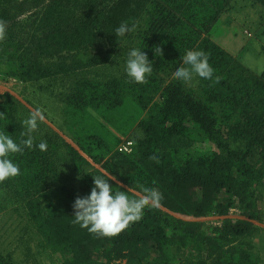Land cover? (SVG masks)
<instances>
[{
  "label": "trees",
  "instance_id": "trees-1",
  "mask_svg": "<svg viewBox=\"0 0 264 264\" xmlns=\"http://www.w3.org/2000/svg\"><path fill=\"white\" fill-rule=\"evenodd\" d=\"M235 1L51 0L33 21L37 34L22 57L6 59L15 67L11 76L22 81L72 80L65 115L78 147L41 122L35 142L47 141V150L17 154L21 174L0 183V210L25 218L44 250L60 257L55 264H260L249 239L259 230L252 221L264 210V70L252 72L210 37ZM249 2L261 9L264 24V0ZM12 5L0 0V21ZM122 22L134 30L116 37ZM134 47L153 60L144 83L130 80L124 69L105 80L83 75ZM189 49L204 50L215 70L212 80L198 77L193 90L172 75ZM0 112V129L17 141L26 138L21 114L32 111L0 94ZM99 117L132 137L130 152L117 148L120 137ZM197 142L215 149L197 150ZM91 174L132 197L142 194L139 185L154 187L163 199L118 235L91 233L73 217L76 197L93 187ZM232 208L243 219L221 227L192 220ZM0 264H14L12 256L0 253Z\"/></svg>",
  "mask_w": 264,
  "mask_h": 264
},
{
  "label": "rangeland",
  "instance_id": "rangeland-1",
  "mask_svg": "<svg viewBox=\"0 0 264 264\" xmlns=\"http://www.w3.org/2000/svg\"><path fill=\"white\" fill-rule=\"evenodd\" d=\"M50 2L51 0H14V6H10L9 18L6 22L3 21L6 34L10 36L6 35L5 39L0 41V94L13 95L32 112L37 108L41 109L44 115L43 125L52 129L65 141L78 147L74 133L68 129L65 115L67 106L65 98L70 92L72 80L69 77L64 79L58 77L39 82L22 81L11 76L10 71L15 67L6 62L9 57H22V51L30 44L33 34H37L33 21L42 16ZM260 10L259 7L252 6L249 0H236L232 3V9L226 11L210 31L213 41L233 56L238 57L246 68L255 73L264 70V24L259 21ZM5 43H8V47H5ZM125 43L132 46L130 41ZM20 47L22 48L19 50ZM131 49L128 48L123 52L120 50L111 63L86 70L83 75L101 80L118 75L124 69V60L127 59V54ZM184 83L185 87L190 90L197 89L198 77ZM93 114L96 116L95 113ZM24 118L26 117L21 114V119ZM99 120L120 137L118 149L125 141H132L130 135L122 136L102 118L99 117ZM85 128H91V124ZM103 135L108 141H114L110 135L104 132ZM195 148L205 151L215 149V146L211 142H197ZM195 151V149H190L189 153L193 154ZM96 167L100 168V166ZM111 178L119 183L114 177ZM240 219H243L241 211L232 208L226 215L212 214L192 220L203 224L204 227H221L227 220ZM252 223L259 230L249 241L260 258V264H264V210L260 213V219L253 220ZM0 253L10 254L14 264H55L61 261L60 257L50 250H44L39 236L27 220L20 217L18 212L10 209L0 210ZM116 263L126 264V261Z\"/></svg>",
  "mask_w": 264,
  "mask_h": 264
},
{
  "label": "clouds",
  "instance_id": "clouds-1",
  "mask_svg": "<svg viewBox=\"0 0 264 264\" xmlns=\"http://www.w3.org/2000/svg\"><path fill=\"white\" fill-rule=\"evenodd\" d=\"M134 27L122 22L115 29V35L125 37L134 30ZM5 36L6 26L0 21V41H3ZM156 51L162 55L160 47H156ZM124 71L133 82L144 83L153 73V60L149 59L143 49L134 47L127 54ZM214 72V68L209 63V55L204 50L189 49L186 50L180 66L176 67L172 75L175 79L187 83L194 77L212 80ZM215 82H219L218 77ZM2 116L3 113L0 112V117ZM43 120L44 115L39 108L24 118L21 123L26 132L22 135L26 138L19 141L9 135L7 130L0 129V183L21 174L20 164L15 159L17 154H23L25 149L38 148L42 152L47 150V141H40L37 144L34 136ZM92 177L93 187L90 193L77 196L73 203V217L74 222L82 228L100 236L118 235L131 222L141 219L146 206L159 205L163 199V194L158 189L148 185H139L142 194L132 197L127 190H116L109 182L111 179H106L103 175H92Z\"/></svg>",
  "mask_w": 264,
  "mask_h": 264
},
{
  "label": "built area",
  "instance_id": "built-area-1",
  "mask_svg": "<svg viewBox=\"0 0 264 264\" xmlns=\"http://www.w3.org/2000/svg\"><path fill=\"white\" fill-rule=\"evenodd\" d=\"M129 142L132 141H125V143L119 148L120 151H124V152H130L131 151V147H132V143L130 144Z\"/></svg>",
  "mask_w": 264,
  "mask_h": 264
}]
</instances>
